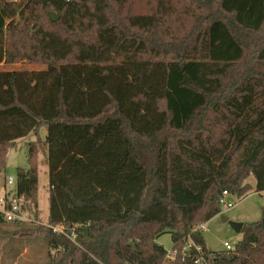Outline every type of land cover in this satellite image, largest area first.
<instances>
[{
  "label": "trees",
  "instance_id": "1",
  "mask_svg": "<svg viewBox=\"0 0 264 264\" xmlns=\"http://www.w3.org/2000/svg\"><path fill=\"white\" fill-rule=\"evenodd\" d=\"M144 1L0 0V64L46 66L0 70V172L16 140L36 135L16 176L35 221L12 223H38L42 153L49 224L75 228L80 245L45 225L16 233H52L46 264H164L165 233L172 264H264V209L233 249H209L201 228L224 191L264 192V0H176L175 13ZM126 62L164 63L165 83L146 87ZM135 169L142 186L125 214L113 194ZM189 241L201 250L183 260Z\"/></svg>",
  "mask_w": 264,
  "mask_h": 264
},
{
  "label": "rangeland",
  "instance_id": "2",
  "mask_svg": "<svg viewBox=\"0 0 264 264\" xmlns=\"http://www.w3.org/2000/svg\"><path fill=\"white\" fill-rule=\"evenodd\" d=\"M134 7L136 10H147L148 6L144 0H133ZM157 8L163 12L175 13L179 8L180 4L176 0H157ZM215 29V34H216ZM215 38L221 39V43L228 47L230 46L229 40L227 37H219L215 35ZM126 67L128 68L131 78L142 82L146 87L150 89L157 88L165 83L166 79V68L164 63H147V62H126ZM46 68V66L41 65H29L25 63L19 64H0V69H22V70H41ZM47 133V128H43L41 135L44 138ZM33 133L28 134L32 135ZM25 138V139H24ZM19 140L13 148H11L7 154L6 158V169L0 172V192H4V183L9 176H14L16 179L18 168L27 165L28 161V149L25 143L34 139V136L24 137ZM57 154V153H56ZM55 155V154H54ZM46 159V157H44ZM40 153L39 159V209L40 216L38 224L36 223H27L23 225H17L14 223H1L0 224V264H46L48 257V240L47 237L49 234H52L50 231L47 234L36 233L31 235L17 234L16 231L24 226L25 228H35L38 225L48 226L46 223L49 222V217L51 214V205L49 200V186H50V175L47 176L42 170L44 163H41V160L44 159ZM57 161H60V158L55 157ZM47 161V160H46ZM44 162V160H43ZM136 164V159L132 158L130 167L131 170ZM45 166L50 171L49 162L45 163ZM135 175L137 171L133 172L131 178L126 181V190L122 189L117 191L114 195L113 201L116 204L120 212L130 213L135 209L136 199L134 198L133 193L139 192L141 188L142 178L136 180ZM121 177L117 176L114 179L116 181L120 180ZM249 181L255 185V178L251 177ZM112 184V183H111ZM255 188V187H254ZM125 191V192H124ZM104 193H110V190H105ZM228 203L232 205L231 207H225L222 205V212L216 217H213L205 225V229L202 228L204 233L207 247L211 250H220L225 249L224 242L228 241L231 245L235 244L243 238L244 234L242 232H236L229 222H224L222 220V215L228 216L232 221H239L243 223H250L257 221L261 218L262 211L264 209V192H256L255 189L242 200H238L235 197L230 196ZM73 211L71 208L66 212V215L70 214L72 218ZM157 242L164 245L167 250L171 249L173 246L172 238L170 233H165L157 239Z\"/></svg>",
  "mask_w": 264,
  "mask_h": 264
},
{
  "label": "built area",
  "instance_id": "3",
  "mask_svg": "<svg viewBox=\"0 0 264 264\" xmlns=\"http://www.w3.org/2000/svg\"><path fill=\"white\" fill-rule=\"evenodd\" d=\"M6 190L1 193L0 192V213L3 215V219L7 223L17 222V221H23V222H33L35 221V218L29 210H27L24 205H27L28 202L26 201V198L24 195H19L16 192V179L14 176H9L6 179ZM229 193L227 191H224V196L221 199V204L225 207H231L228 203V197ZM48 228L51 229L52 233L61 234L66 237H68L75 245H80L77 240V234L75 231V228H72L70 231L67 230V227L65 224L61 223L58 225H51L46 223ZM205 225L203 224L201 228L205 229ZM224 246L226 249H233L234 246L231 245L228 241L224 242ZM192 247H196L198 250H201L200 247H198L193 241H189L180 251L182 259L184 260L188 251ZM167 256L165 259L164 264H172L173 261L177 258L179 251L177 249H169L167 250ZM203 258L199 257L197 259V262H202Z\"/></svg>",
  "mask_w": 264,
  "mask_h": 264
},
{
  "label": "water",
  "instance_id": "4",
  "mask_svg": "<svg viewBox=\"0 0 264 264\" xmlns=\"http://www.w3.org/2000/svg\"><path fill=\"white\" fill-rule=\"evenodd\" d=\"M49 18H50L51 21H56V20L59 19V15H58L57 13L51 11V12L49 13ZM222 220H223L224 222H229L230 225L233 227V229H234L236 232L240 233V232L242 231V228H243V226H244V223H243V222L232 221V220L229 219L228 216H225V215H222ZM129 245L132 246V247H134V248H136V246H135V242H134V241H130V242H129Z\"/></svg>",
  "mask_w": 264,
  "mask_h": 264
},
{
  "label": "crops",
  "instance_id": "5",
  "mask_svg": "<svg viewBox=\"0 0 264 264\" xmlns=\"http://www.w3.org/2000/svg\"><path fill=\"white\" fill-rule=\"evenodd\" d=\"M1 64H2V63H1ZM3 64H4V63H3ZM7 65H8V64H7ZM0 70H7V69H0ZM43 128H45V127H43ZM30 133H33V134H32V135H29V136L27 135L26 137L34 136V139H31L30 141H35V140H36V135H35L34 130L31 131ZM30 133H29V134H30ZM22 138H24V137H22ZM19 139H21V138H19ZM19 139L16 140L17 143H19L20 141H22V140H19ZM24 139H25V138H24ZM26 140H27V139H26ZM26 140H25V143L29 142V141H26ZM41 154H42V153H41ZM42 157L44 158L45 155L42 154ZM39 159H40V154H39ZM43 160H44V162H43ZM46 162H47V161H46L45 158L41 160V163H44V166H42V167H43L42 170L44 171V174L47 176V173H48V175H50V171L48 170V172H47V168H48V167L45 166V163H46ZM39 171H40V168H39ZM49 184H50V186H49V200H50V198H51V191H52V189H51V188H52V185H51V182H50ZM5 186H6V181H5V183H4V188H5L4 191L6 190V187H5ZM39 196H40V189H39ZM229 197H230V196H228L227 198L229 199ZM55 201H56V199H55ZM56 204L59 205V202H56ZM59 206H60V205H59ZM61 207H62V206H61ZM215 217H216V216H215ZM207 223H208V222H207Z\"/></svg>",
  "mask_w": 264,
  "mask_h": 264
}]
</instances>
